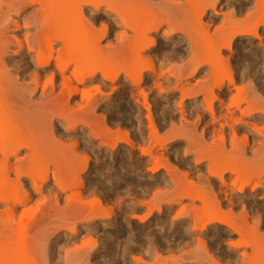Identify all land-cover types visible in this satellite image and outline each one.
I'll use <instances>...</instances> for the list:
<instances>
[{"label": "bare ground", "instance_id": "bare-ground-1", "mask_svg": "<svg viewBox=\"0 0 264 264\" xmlns=\"http://www.w3.org/2000/svg\"><path fill=\"white\" fill-rule=\"evenodd\" d=\"M164 1L113 0L116 6L112 10L100 11L89 8L85 13L79 8L78 0H0V264H49L52 248L61 235L60 230H66L67 236L71 237L76 234L79 222L101 227L107 223L108 219L106 220L105 217L110 216L111 213L108 211L111 209H104L100 200L88 201V196L92 195L89 198H93L94 192L86 195L85 191L83 193L79 191L82 186L81 174L88 167L90 160L88 151H84L86 147L84 146L83 150L80 148L82 143L69 140L64 142L56 138L54 122L66 126L67 131L75 130L78 125L87 127L92 139L99 140L94 148L96 152L107 147L109 155H112L122 143L132 151L134 145L128 134L119 129H114L115 131L112 132V129L107 128L105 124H99L94 113L101 101L109 99L104 98L106 96L102 93V88H105L109 82L110 89H117L120 76H123L122 84L126 85V82H129L131 93L137 92L142 98H147L144 90L147 92L151 89L161 93L166 90L178 91L179 99L185 97L195 99L199 94L202 96L197 116L204 123L195 141L192 136L195 135L198 123L182 122L177 128L171 127L169 132L171 137L166 136L168 140L164 141L166 145H163L161 136L158 140V134L156 135L158 127L147 115L148 136L150 140L154 139L155 135L157 137L152 145L157 140L155 145L159 141L161 145L158 144V147L163 150L167 148L164 146L186 139L187 149L184 148L193 155L191 167L181 172L178 167L171 166L172 164H169L163 154H158L155 146L148 144V148L145 146L140 149L141 155L149 159H147V164L150 165L149 171L154 174L162 170L163 174L162 172L161 174L169 178L159 181V186L172 189L171 195L166 198L164 190L160 192L157 186L158 192L152 194L153 199L149 198V203L154 202V211L160 213L164 209L160 204L161 201H164L163 207L167 208L175 201L188 200V204L179 205L178 212L182 211V215L186 217H182V220L188 219L190 224L183 226H186L184 228L187 232L191 230L189 233L195 234L196 243L193 242L195 244H192L193 247L185 241V238L182 237L183 241L180 237V241L174 234L176 239L174 236L173 240H170L171 243H161L159 240L160 244L155 241V246L150 245L151 249L146 252L152 250V247L159 249L163 246L166 252L169 250L177 253L178 249L184 251L186 247L192 246L194 249L191 252V248L190 250L187 248L189 251H181L184 254L171 256L170 260L167 259L169 261L159 258V254L157 259L168 264H185L188 258L187 263L194 258L191 254L197 251L205 262H202L203 260L200 262L201 259L197 257V260L191 261L192 264L194 262L220 264V261L213 257L214 254L208 252L204 236L201 237L205 231L212 228L216 230L215 233L219 231L215 238H221L212 241L218 240L219 244L227 237L225 238L226 241L228 240L227 253L232 258V255H237V258L234 256V261L226 257L225 259L231 260L225 261L228 264H260L259 261L263 260L260 257L264 256V232L261 231L264 230L262 227V223L264 224V186H262L264 185V125L261 123L262 126H258L257 122L247 121L248 116L264 118V96H260L256 89L257 84L263 81L254 75L253 78L250 77L251 74L248 76L245 74L247 71L244 73L243 70L240 75L233 74L230 68L223 67L225 59L221 52L230 50L236 42L239 43V39L250 37L256 41L257 48L263 49L264 54V46H261L259 39L247 34L264 20V0H254L253 7L251 6L250 9V6L247 7L249 11L247 10L245 17L243 14L244 19L240 15H238L240 19L236 18L233 10H229V13L222 15L221 21L212 31L203 23L202 18L208 10H215L218 0H187L189 3L186 0ZM181 1L187 2L188 5ZM90 2L97 3L100 0H90ZM209 4L212 7H208ZM100 16L104 17L101 23L108 24L110 30L114 24L121 28L115 35L113 34V41L108 40L109 42H105L103 46L99 43V33L90 31L88 27L91 23L90 17ZM11 25L15 27V31L23 32L22 37L7 32ZM160 28L164 29L162 37L165 40L173 38L175 33L184 35L190 56L187 61L183 60L184 62L171 65L163 71H161L163 66L161 65V68L157 65L155 56L145 54L155 46L156 42L150 33ZM30 30L33 31L31 35L28 33ZM256 30L259 33L260 29ZM243 43L239 44L243 45ZM56 44H60L61 47H55ZM29 48L32 51H29ZM242 51L245 52V45ZM255 54L252 53L253 56ZM49 56H53L51 61L48 59ZM16 57L29 58L25 63L28 68L14 69L8 59ZM250 57L253 58L251 55ZM52 61L53 65L50 67ZM203 65L208 66L206 81L202 78L204 82L196 81L192 86L183 81L184 74L185 77L191 78ZM28 71L30 72L26 75ZM73 72L76 73L75 76ZM146 73H149L154 80L152 85L142 88ZM170 78L174 80L173 85L164 90L168 85H161L159 80ZM80 79L96 80L95 87L100 88V93L95 92L96 94L92 95L94 93L80 87L78 84ZM45 80L48 81L47 87ZM258 80L261 82L258 83ZM242 83L246 85L242 86ZM232 91L235 94H232ZM37 94L39 99H34ZM78 95L79 101L73 106L70 105L73 98ZM39 100L42 101L41 104ZM143 102V107L148 110L149 105L147 106L145 100ZM180 113L183 116V112ZM205 115L208 117L207 120H204ZM228 129L231 132L229 136L226 132ZM240 129L245 130L255 139L257 137V141L250 145L247 141V133L238 136L237 131ZM164 138L165 135L163 140L167 139ZM197 160L200 161L199 164L196 163ZM123 168L126 169V166L122 167V170H125ZM225 174L228 179L220 181L219 177ZM233 180L238 181L237 187L244 186L245 191L234 190ZM48 185L52 187L44 195ZM94 186L97 193L99 185L97 188ZM33 195L39 196L35 199L34 206L22 207L35 197ZM158 196L164 197L165 200ZM157 197L160 199L159 202L156 200ZM145 206L149 208L147 210L150 215L152 207L148 203ZM180 216L176 215L171 224L187 222L178 220ZM209 221L212 223H208ZM164 223L163 226L168 225L166 226L168 229L169 223L166 224L167 221ZM160 231L162 232L161 229ZM178 231L180 232L179 229ZM233 237L236 238L235 242L231 240ZM102 241L104 239L101 236ZM148 244L147 248L150 247ZM106 245L108 246V244L104 246ZM94 246H96L95 241L91 237L81 241V246L65 250L63 264H96L97 262L91 260L98 250L93 249ZM102 247L100 251L103 250ZM159 251L158 253H161L165 250ZM150 252L148 254L152 255ZM197 252L195 256L198 255ZM153 256H155L154 252ZM133 258L137 264L139 261L141 263L140 257H136L140 260ZM153 262L151 263L154 264Z\"/></svg>", "mask_w": 264, "mask_h": 264}, {"label": "rangeland", "instance_id": "rangeland-1", "mask_svg": "<svg viewBox=\"0 0 264 264\" xmlns=\"http://www.w3.org/2000/svg\"><path fill=\"white\" fill-rule=\"evenodd\" d=\"M120 1H122V0H120ZM158 1H164V0H158ZM165 1H167V0H165ZM253 1L254 0H218L216 3L215 10L214 11L208 10L207 13L203 16L202 21H203V23H205V25L208 26V29H210L212 31L214 26L219 24V22L221 21L222 15L229 13V10L230 11L233 10V12L236 14V16H235L236 18H239L238 15H240V17H242L243 14H244L243 17H245V14L249 11L250 8L253 7L252 6V4L254 3ZM187 2L189 3V1H187ZM187 2H184L183 4L188 5ZM247 7H249V9H247ZM243 17H242V19H244ZM111 19H112V17L110 16V20ZM112 24H114V23L112 22ZM14 28L15 27L13 25H11L8 28L9 30L7 29V32L13 33L17 37H22L23 32L15 31ZM120 29L121 28L119 26H117V25L115 26V24H114V27L111 30L112 37H114L113 34L115 35ZM164 29H165V27H164ZM164 29L160 28L156 32L150 33V35L151 36L153 35L152 37L155 38V41H156L155 46L151 50L145 52L146 55H151L153 57L155 56L154 58L157 62V65L160 67H161V65L163 66V68L161 67L162 68L161 71H163L164 69H168V67L171 65L181 63L183 60L187 61L190 57L189 51H188V44L186 42L185 36L181 35L180 33H178V34L175 33V36L173 38H171L170 40H165L162 37V32ZM28 33L31 35L33 33V31L30 30ZM109 41L111 42V41H113V39L111 38ZM109 41L107 40L106 43ZM240 42L241 43L244 42L243 45H240L239 44ZM239 43H238L239 44L238 45L236 42L235 44H237V46L234 44L230 50H222L221 55L225 59V63L223 64V67L230 68L232 70V73L235 75H240L241 74L240 72H242V70L244 71V73L247 71L245 74H247L248 76H249V74H251L250 77L252 76V78H253V75H254V77L257 76V79H262V81L264 82V73H262V71L264 70L263 69L264 68V65H263L264 57H262V56H264L263 49L262 48L260 49V47L257 48L256 41L250 37L242 38V40L239 39ZM252 44L254 47L252 46ZM244 45H245V52L243 53L242 48L244 47ZM241 46H243V47H241ZM251 46L253 47L254 50L252 49ZM237 47H238V49H237ZM248 51H251V53ZM259 52H261V53H259ZM245 53L248 54L249 57ZM252 53H254V54L256 53L254 55L255 57L252 55ZM163 54H165L166 56H163ZM11 55L12 54H10L9 56L11 57ZM250 55L253 58H251ZM8 60L10 61L9 63L13 65L14 69L18 68L19 70H22V69L28 68V66L25 65V63H27V61H29V58L27 59V57L26 58L16 57L15 59L9 58ZM52 65H53V61L51 62L50 67H52ZM207 67H208L207 65H203L202 68H200V70L203 69V71H200V70L198 71V72H200V75L197 76L195 80H192L190 77H185L186 74H184L183 81H186L185 83L188 85L190 83L191 86L194 85L196 83V81H200V82H202V81L204 82V80L206 81L207 80L206 75L208 72ZM29 72L30 71L26 72L25 74L27 75ZM97 77L99 78V74H97ZM144 77H145L144 78L145 80L143 83L144 85L142 84L143 85L142 88H144V86L148 87V86L152 85L153 80H154V79H152V76L149 73H146V74H144ZM189 79L191 80V82H189L190 81ZM165 80H163V79L159 80L161 82L160 83L161 85H163V86L168 85V86H165V89L162 86V88L164 90L168 89V87H170L171 84L174 82V80H172L171 78L169 79L171 81H169L167 79H165ZM91 81H95V85H96L97 81L96 80H89V85H88V88L92 89L90 91V93H94L92 95H95L96 93H95V91H93L94 90L93 88L95 86H93L91 84ZM122 81H123V76L122 77L120 76V78H119L120 83L118 82V84L116 86L117 89H115V90L110 89L111 86L109 85V82H107L108 84H106V87L107 86L108 87L102 88L103 89L102 93H104V96H106V97H104L105 99L106 98H109V99L106 101L105 100L101 101V103H99L98 106L95 108L94 113H96L95 115L98 117V118L97 117L95 118L96 120L98 119L97 122L99 121L100 122V123L98 122L99 124H103V125L105 124L107 128H111L112 132H114L117 129H119L123 132H126L129 136L130 140L133 142V145H134V149L132 151L127 145L125 146V144L122 143V144H119L120 146L118 147L116 152H114L112 155H109L108 149H106L107 147H104L103 150L96 152L95 151L96 149H94V148L99 143V140L98 139L97 140L92 139V137L88 134L89 129L87 127H83L81 125H78L75 130L67 131V128H65L66 126L64 127L63 124L60 125V123L56 124V122H54L55 123V129H54L55 133L54 134L56 135L55 136L56 138L62 139V140H64V142H67L69 140L70 142L71 141L72 142L77 141L80 144L82 143L81 144L82 147H84V146L86 147V148H84V149H86L84 151H86V152L88 151V154L90 156L88 167L85 169L86 172L84 170L81 174L82 175L81 176L82 177V186L79 188V191H81L82 193L85 191L84 194H86V195H88L87 193L94 192L93 193L94 199L89 198L90 196L92 197V195H90V196H88L89 199L87 198V200L88 201L89 200H96V199L100 200L102 203V206H104V209L105 208L111 209L110 210L111 212L108 211L111 214H110V216L108 215L109 213L106 214V216L108 215V217H105V219L106 220L108 219V221H107V223L105 221L106 224L104 227L97 226V225L91 226L88 224H87L88 225L87 226V225H85V223L82 224L81 222H79V223H77L76 234L74 236H71V237L67 236L66 230H60L59 233L61 235L59 234L60 236L57 238L55 245L52 248V253L49 256L52 264H63L64 259H65L64 258V251L65 250L71 249L74 247H79V246H81V241H85L86 239L91 238V237L94 239L95 245H96L93 247V249H98L95 251V256L93 255L91 257V260L95 263L97 262L98 264H137V262L134 261L133 257H135V259H139V260H140V258L142 259L141 263H140V261L138 262L139 264H142L143 261L146 264H152L151 262H153V261H155V262H153L154 264H156V263L162 264V263H164V261H163L164 259H165V261H169L171 256H176V255L179 256L180 253L185 252V251L187 252V250L188 249L190 250V248H191L190 252L194 249L193 245H195L194 243H196L195 242L196 236H195V234H190L191 230H188V232H187L185 230L186 228H184L190 224L188 222V219L185 220L186 217L182 215V216H180L181 218L178 220H182V217H185V218H183L182 221L183 222L187 221L186 223H179L176 225L171 224V222L176 217V215L179 211V207L182 204H185V203L188 204V200L175 201V202H173V204H171V206H169L167 208L163 207L164 201H161L162 203L160 202V204L162 205V209L164 208L165 210L164 209L161 210L160 213H157L154 211V202L150 201V203H149V198L153 199L152 197H153L154 193L158 192L156 190L157 186H159L158 183H160L162 181V179L169 180V178L162 175L163 174L162 170H159L158 172H156L154 174L152 172H150L149 171L150 165L147 164V161L149 159H148V157L141 155L140 149L145 148V146H147L146 148H148L149 145H152L153 140H155L157 137L159 140L160 136L162 139L161 140L162 143L164 141H167L168 138L171 137L170 136L171 133H169V132H171L170 129H172L173 127L177 128L182 122H185V123L193 122V121L188 119V116L193 114V113H195V114L198 113L197 110L199 108V105L202 102V100H201L202 96H200V94H199V95H197V97L195 99H190V98L185 97L184 100H185L186 104L178 105V103H179L178 101L180 100L179 99L180 94L178 91H171V90L167 91L166 90L167 92L163 91L161 93V92H157V90L155 91V89H151L150 91L154 92V93L153 92L151 93L150 91L146 92V90H144L145 91L144 93H146L145 95L147 98H144V97L142 98L141 95H140L141 97L138 96L137 92L132 91V93H131V87H129L130 86L129 82H126V85H125V84H122ZM259 82H261V80L260 81L258 80V83ZM262 83L257 84L256 89L258 91V94L260 93V96L263 97L264 96V93H263L264 92V84H262ZM243 84L244 83H242L241 85L243 86ZM244 85H246V84H244ZM257 87H259V88H257ZM83 89H85V88H83ZM232 94H235L234 91H232ZM135 95H137V96H135ZM34 99H39V95L37 94ZM79 99H80L79 95L75 96L73 98V100L70 102V105L73 106V104L77 103L79 101ZM136 99H137V101H136ZM144 100L146 101L147 106L149 105L148 110L145 109L146 107H143L144 104H142V103H144L143 102ZM41 103H42V101L39 100V104H41ZM180 112H183L184 119H186V120L183 119V121L182 120L180 121V117L182 116ZM235 113H236V115H238L237 111ZM147 115L150 116L152 123L156 127H158L159 131L157 130L158 133H156V135L157 134L159 135V133H161V135H159V136L157 135V137L155 135L154 139L151 138L152 142H151V140L148 136V133H147L148 132L147 131V123H148ZM102 117H103V120H101ZM173 117H175V119H173ZM246 119H247V116L245 117V120ZM247 121L248 122L250 121L251 123L257 122L256 124H258V126H262L261 123H263V125H264V122H263L264 118L260 119L257 116H248ZM201 126L202 125L197 126V127H199V132L201 131ZM208 132H210V129ZM226 132H227L228 136L231 133L229 129ZM242 133H247V132L243 129H240L237 131V134H239L238 135L239 137L243 136ZM164 135H165V138H167L166 136H168L167 139L164 138L165 140H163ZM246 135H247V141L250 145H253L255 143V141H257V137L255 139V137L253 138L249 133H247ZM209 137L210 136L208 135L207 138H209ZM148 140H149V142H148ZM150 142H151V144H150ZM156 142H157V140H156ZM156 142H154V145H152V146L153 147L155 146V148H156L155 150L158 151V154H163V156L169 162V164L170 163L172 164V165L170 164L171 166L174 165V166H176V168L178 167V169L181 172H184L185 171L184 169L187 170V169H189V167H191L190 164L193 163V161H192L193 155L191 153H189L187 156L184 155V152H185L184 150L187 147L186 146V144H187L186 139L185 140L181 139V140H178L177 143L174 142L173 144H170L168 146H164L167 148H165L163 150L161 148L159 149V147H158L159 145H161V143H159V141H158L157 145H155ZM163 145H166V142L163 143ZM160 151H161V153H159ZM121 165H122V167L126 166V169L123 168L125 170H122ZM129 165H131V166H129ZM161 172H162V174H161ZM91 184L93 186L95 185L94 187H96V188H97V185L100 186V187L98 186L97 193L95 192V190ZM50 185H48L49 187L47 186V188L44 190V195H46L47 191L51 189L52 186H50ZM157 189L160 192H163V190H164V194H165L166 198H168L172 192L171 187L170 188L169 187L163 188V186H159ZM140 191H142V192H140ZM162 194H160V195H162ZM33 196H35V197L31 198V200L22 207L25 208L28 206H34L33 203H34L35 199L38 198L39 196H37V195H33ZM162 196H164V195H162ZM162 196H160V197H162ZM158 197L156 198V200H158L160 198V197L159 198ZM162 199L165 200L164 197H162ZM156 200L154 199L155 202H156ZM159 200H158V202H159ZM146 203H148V205L150 204V207H152V209L150 211V215H149V211L147 210L149 208H147V206H145ZM157 204L158 203H156V205ZM167 210H169V211L167 212ZM147 213H148V215H147ZM146 216L147 217L149 216V217L147 218ZM109 218L110 219L113 218L114 220L112 219L113 220L112 221ZM145 218H147V220ZM166 219H168L170 222ZM110 221H111V223H110ZM165 221H167L166 224L169 223V225H170L168 229H167L168 225L163 226L165 224L164 223ZM112 222H114L115 224ZM140 224H141V226H140ZM183 224L184 225L186 224V226H183ZM262 225H264V224L262 223ZM162 227L164 229H162ZM173 227L175 228L174 230H173ZM158 229L159 230L161 229L162 232L161 231L159 232ZM166 229L169 231H167ZM178 229L180 230V232L178 231ZM188 229H190V227ZM138 231H139V233H137ZM163 231H167V232L163 233ZM182 231H183V233H182ZM214 231H216V230H212V228L208 229L207 232L205 231L204 234L201 236L202 238L204 236V239H205L204 241L207 243L206 247L208 249V252L211 253L212 255L214 254L213 257L215 258V260L217 259V261H220V264H226L227 262H225V261L230 260L228 258H231L232 261H234L235 257L237 258V255H232L233 256V258H232V257H230L231 255H229L227 253L228 240L226 241V239H225L227 237H225L224 239L222 238L223 240L226 241V242L224 241V243H223V240H221V241L219 240L220 242H222L221 244H220V242H219V244L217 243L218 240L216 242L215 241L213 242L212 239L213 240L221 239L220 237L215 238V236H217L219 234V231L216 232V233H218L217 235ZM261 231L264 232V230H261ZM144 232H146V233H144ZM174 232H178V233H174ZM165 234H168V236H166ZM174 234L179 238V240L182 237L185 238V241H187V243H189L190 245L193 244L192 245L193 247L192 246H190V248H189V246L186 248L182 247L183 249L185 248L184 251L178 249L179 252L172 253V252H169V250H167L168 252H166V249H164V247L161 246V247H163L162 249H161V247L159 249L157 247H154V249H153V247H152V250H150L152 252L149 251L152 255L148 254L149 252H146L149 249H151V246H155V244L158 243L159 240H161L160 241L161 243H163V242H165L166 244L171 243L170 240H173V237L175 236ZM143 235H145V236H143ZM180 235H182V236H180ZM101 236H102V239H104V241H106L105 244H108V246L107 245L104 246L105 245L104 241L101 242ZM176 236L174 239H176ZM156 238L157 239L159 238L158 241ZM166 238L168 241L166 240ZM183 238H182V240H183ZM235 239L236 238L233 237L231 240H233L235 242L236 241ZM148 240L149 241L154 240V244H152L153 241L149 242ZM155 241H156V243H155ZM109 243H111V244L109 245ZM143 244H144V246H143ZM147 244H148V247L150 245L151 246L149 248H147ZM157 246H158V244H157ZM95 247H97V248H95ZM101 247L103 248V250L100 251ZM156 249H158V250L155 252ZM161 250L162 251L165 250V251H163L164 253L161 252ZM158 251L161 253H158ZM102 252H103V254H102ZM153 252L155 253V256H153ZM194 252L191 254V255H194L193 256L194 258L192 257L193 259L192 258L191 259L193 261H195L194 259L197 260L199 258V260L201 259L200 260V262H201L203 260L202 258H200L201 254L196 251L198 255L195 256L196 252H195V254H194ZM178 253H179V255H178ZM158 254H159V258H161L163 260H161V259H160L161 261L158 260L159 259ZM170 254H172V255H170ZM182 254H184V253H182ZM111 255H113V256H111ZM132 255H133V257H132ZM156 255H157V257H156ZM168 255H170V256H168ZM191 255H189V257H191ZM162 256H164V257H162ZM136 257H140V258H136ZM226 257H228V258L225 259ZM260 258H262L264 260L263 255ZM167 259H169V260H167ZM188 259H187V262H188ZM157 260H158V262H157ZM191 261L189 263L185 262V264H192ZM202 262H205V260H203ZM259 262H261V261H259ZM145 263H143V264H145ZM166 263L168 264V262H165L164 264H166ZM193 264H195V262ZM197 264H199V263H197ZM204 264H206V263H204Z\"/></svg>", "mask_w": 264, "mask_h": 264}, {"label": "snow or ice", "instance_id": "snow-or-ice-1", "mask_svg": "<svg viewBox=\"0 0 264 264\" xmlns=\"http://www.w3.org/2000/svg\"><path fill=\"white\" fill-rule=\"evenodd\" d=\"M78 3H79V8L80 9H83V11L85 13L88 12V9L89 8H95L97 10L103 11L105 9L112 10L116 6L113 3V0H100V2H97V3H92V2H90V0H78ZM208 7H212V5L209 4ZM103 19H104L103 16H100V17H90L91 23L88 25L90 31L99 33V43L102 46H103V44L107 40H110L112 38V32H111V30L109 28V25L106 24V23H101V20H103ZM25 27H27V25H25ZM257 28L260 29L259 33H257V30H256ZM247 34L250 35V36L257 37L259 39L260 43H261V46H264V20H262L258 25H256ZM165 36H167V33H165ZM55 47L60 48L61 45L60 44H56ZM29 51H32V49L29 48ZM53 55H55V53ZM48 59H49V61H51L53 59V56H49ZM56 59L58 60L59 57L57 56ZM57 67H59V64H57ZM66 71H67V66H66ZM200 71H203V69H201ZM73 75L75 76L76 73L73 72ZM199 75H200V72H195L192 75L191 79L192 80H195L196 77L199 76ZM49 79H51V77H49ZM189 82H191V80ZM44 83H45V87H47L48 81L45 80ZM197 83H199V81H197ZM78 84H79L80 87H83V88H85L88 91H91L92 90V89H89L88 88L89 81H87L85 79H80L79 82H78ZM91 84L93 86H95V81H91ZM94 90H95L96 93H98V94L100 93V88L99 87H94ZM179 103L180 104H186V102H185V100L183 98L180 99ZM173 119H175V117H173ZM180 119L183 120L184 119V116H181ZM188 119L191 120V121H193V123H198V125H203V123H204V121L201 120L200 117L197 116V114H195V113L189 115L188 116ZM207 119H208V117L205 115L204 116V120H207ZM206 135H207V133H205V136ZM198 136H199V127L196 128L195 135L192 136V139L195 141ZM80 148L83 149L82 145H80ZM184 154H185V156H187L189 153H188L187 150H185V153ZM196 163L199 164L200 161L197 160ZM212 175H215V173H212ZM219 179H220V181H225V180L228 179V177L225 174V175L220 176ZM237 183H238V181H236V180H233L232 181V187H233V189L236 190V191H239V192L245 191V187L244 186L237 187ZM262 186H264V185H262ZM180 215H182V211L177 213V217H179ZM208 223H212V221H209ZM220 223H225V222L224 221H220ZM262 227H264V225H262ZM233 246H236V245H233ZM49 264H52V262L50 261ZM260 264H264V260H262L260 262Z\"/></svg>", "mask_w": 264, "mask_h": 264}]
</instances>
